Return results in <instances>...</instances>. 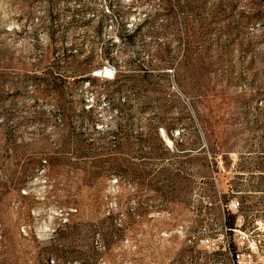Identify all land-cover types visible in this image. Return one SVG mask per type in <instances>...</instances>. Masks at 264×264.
<instances>
[{
  "label": "rangeland",
  "instance_id": "obj_1",
  "mask_svg": "<svg viewBox=\"0 0 264 264\" xmlns=\"http://www.w3.org/2000/svg\"><path fill=\"white\" fill-rule=\"evenodd\" d=\"M0 264H264V0H0Z\"/></svg>",
  "mask_w": 264,
  "mask_h": 264
},
{
  "label": "trees",
  "instance_id": "obj_2",
  "mask_svg": "<svg viewBox=\"0 0 264 264\" xmlns=\"http://www.w3.org/2000/svg\"><path fill=\"white\" fill-rule=\"evenodd\" d=\"M80 54H82V53H79L78 55H80ZM91 55L93 56V52H91ZM66 57H67V58H70V57L67 56V55H66ZM72 57H73V59H74V57L76 58L77 55H76V56L73 55ZM111 60H112V59H111ZM66 61H67V59H64V62H65V63H67ZM68 64L70 65V61L68 62ZM92 68H93V69H92ZM100 68H101L100 65H96V66H91V67H90V70H94V69L96 70V69H100ZM136 70L140 71L141 69H133L134 72H137ZM134 72H133V74H124V73H120V76H121L122 78H127L128 80L133 79V82H135L136 79H139L140 77H144L146 74H148V73L146 72V73H144L145 75H141L140 73H134ZM116 78H118V76L116 77V75H115L114 80H116ZM105 81H108V80H105ZM112 81H113V80H112ZM169 141H170V140H169ZM170 142H171V141H170ZM171 145H173V144H171ZM168 147H169L170 149L173 148V147L170 146V145H168ZM107 172H110V171H107ZM237 205H238V207H239V206H240V203L238 202ZM228 224H229V225H227L228 230L232 231V230L234 229L233 226L231 225V223H228Z\"/></svg>",
  "mask_w": 264,
  "mask_h": 264
},
{
  "label": "built area",
  "instance_id": "obj_3",
  "mask_svg": "<svg viewBox=\"0 0 264 264\" xmlns=\"http://www.w3.org/2000/svg\"><path fill=\"white\" fill-rule=\"evenodd\" d=\"M116 75L115 69H112L111 67H106L100 76H102L104 79H107L109 81L114 80Z\"/></svg>",
  "mask_w": 264,
  "mask_h": 264
},
{
  "label": "bare ground",
  "instance_id": "obj_4",
  "mask_svg": "<svg viewBox=\"0 0 264 264\" xmlns=\"http://www.w3.org/2000/svg\"><path fill=\"white\" fill-rule=\"evenodd\" d=\"M107 80V79H106ZM109 81V80H108ZM171 143V142H168V144Z\"/></svg>",
  "mask_w": 264,
  "mask_h": 264
}]
</instances>
